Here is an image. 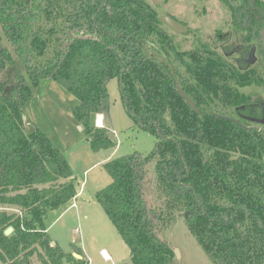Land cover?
<instances>
[{
	"label": "trees",
	"instance_id": "1",
	"mask_svg": "<svg viewBox=\"0 0 264 264\" xmlns=\"http://www.w3.org/2000/svg\"><path fill=\"white\" fill-rule=\"evenodd\" d=\"M219 3L229 12L231 32L261 48L264 0ZM163 26L143 0H0V30L10 45L0 42V206L19 211L0 212V264H32L36 254L41 264H87L47 233L48 212L78 191L62 152L46 134L25 127L22 107L31 85L55 81L76 98L72 120L91 149H108L115 144L105 126L92 121L105 110L111 79L134 125L156 138L147 156L133 152L107 161L112 180L95 194L131 264H170L173 249L154 225L185 212L190 234L212 264H264V133L216 116L246 115L252 96L238 88L263 86L264 75L218 53L220 31L185 52ZM10 70L15 82L5 93ZM151 163L161 210L144 199Z\"/></svg>",
	"mask_w": 264,
	"mask_h": 264
},
{
	"label": "rangeland",
	"instance_id": "2",
	"mask_svg": "<svg viewBox=\"0 0 264 264\" xmlns=\"http://www.w3.org/2000/svg\"><path fill=\"white\" fill-rule=\"evenodd\" d=\"M143 1L150 5L159 17L170 16L188 28L187 33L176 34L163 26L181 51L194 50L201 42L214 40L216 31L221 32L219 45L223 44L226 52L238 39L228 26L229 12L219 0ZM0 42L10 48L1 30ZM145 50L154 53L149 46H146ZM217 52L220 53L219 48ZM255 56L260 65L257 67L258 76L262 78L264 50L257 51ZM235 57L237 56H232L229 62L234 64ZM15 72L8 71L5 93L10 92L13 87ZM30 87L31 95L22 107L25 127L46 134L62 152L71 168L78 191L74 200L48 212L45 225L50 239L64 253L79 255L87 264H131L128 247L97 203L95 194L112 180L104 169L107 161L133 152L147 156L152 152L156 138L145 129L134 125L124 107L117 79L107 82L105 110L92 121L95 127L105 126L106 135L115 145L98 152L91 149L82 128L72 120V110L77 105L76 98L52 80H44L37 86ZM240 91L250 94L252 100L264 102V85L245 87ZM98 116L101 126L97 125ZM262 129L264 130V127ZM146 168L144 199L147 205L161 210L164 199L158 195L153 164L147 165ZM0 212L11 214L19 211L12 207L0 206ZM154 227L159 237L179 252V257L174 258L170 264H212L190 234L182 214H175L170 221L162 219ZM102 249L111 257L112 262L102 259ZM32 264H41L37 254L32 258Z\"/></svg>",
	"mask_w": 264,
	"mask_h": 264
},
{
	"label": "flooded vegetation",
	"instance_id": "3",
	"mask_svg": "<svg viewBox=\"0 0 264 264\" xmlns=\"http://www.w3.org/2000/svg\"><path fill=\"white\" fill-rule=\"evenodd\" d=\"M166 28L168 27L166 26ZM261 36H262L261 48H259L258 46H255L253 43L246 44V43H243L240 39L235 38L236 40L233 42V45L229 48L228 52H226L223 49L224 47L223 44L222 45L220 44L219 45L220 52L221 54H223V56H225L228 59L230 58L232 59V56H237L234 58V64L232 63L231 64L233 66H237L240 69H245V68L248 69L249 67H255V68L259 67L260 65L258 64V59L255 56V53L257 51L264 50V29L261 32ZM255 70L257 71V69ZM240 89L242 88H238V91L240 93L246 94L244 92H241ZM247 95H250V94H247ZM252 104L254 106L246 111V115H240V117L238 116L237 118L231 117V116H227V117L238 120L244 126V128H252V129H256L264 133V130L262 129L264 127V123H261V120L264 119V102L253 100ZM241 121H246L249 125L246 126Z\"/></svg>",
	"mask_w": 264,
	"mask_h": 264
},
{
	"label": "water",
	"instance_id": "4",
	"mask_svg": "<svg viewBox=\"0 0 264 264\" xmlns=\"http://www.w3.org/2000/svg\"><path fill=\"white\" fill-rule=\"evenodd\" d=\"M159 21L167 26L169 29H171L173 32L177 33V34H185L188 31V28L186 26H184L183 24H181L180 22L174 20L172 17L170 16H163V17H159ZM255 59V58H254ZM176 90L177 92L180 94V96L184 99V101L186 102V104L188 105V107L195 113H199L198 109L194 103V101L180 88L179 85L176 86ZM217 117H219L220 119H223L225 121L237 124L238 126L244 127L238 120L234 119V118H230L227 116H222V115H216ZM261 123H264V119L261 120ZM188 212H185L184 217H187ZM13 229L11 227H9L8 229H6L4 231V235L8 236L12 233ZM174 256L175 258L179 257V252L178 250L174 249L173 250ZM74 257L77 259H81V256L74 254Z\"/></svg>",
	"mask_w": 264,
	"mask_h": 264
},
{
	"label": "built area",
	"instance_id": "5",
	"mask_svg": "<svg viewBox=\"0 0 264 264\" xmlns=\"http://www.w3.org/2000/svg\"><path fill=\"white\" fill-rule=\"evenodd\" d=\"M100 256L103 258L104 261H112L111 257L107 254L105 250L100 251Z\"/></svg>",
	"mask_w": 264,
	"mask_h": 264
},
{
	"label": "bare ground",
	"instance_id": "6",
	"mask_svg": "<svg viewBox=\"0 0 264 264\" xmlns=\"http://www.w3.org/2000/svg\"><path fill=\"white\" fill-rule=\"evenodd\" d=\"M97 122H98L97 125H98V126H101L100 116H98V121H97Z\"/></svg>",
	"mask_w": 264,
	"mask_h": 264
},
{
	"label": "crops",
	"instance_id": "7",
	"mask_svg": "<svg viewBox=\"0 0 264 264\" xmlns=\"http://www.w3.org/2000/svg\"><path fill=\"white\" fill-rule=\"evenodd\" d=\"M102 250H104V249H102ZM103 259V258H102ZM112 262V261H111Z\"/></svg>",
	"mask_w": 264,
	"mask_h": 264
}]
</instances>
